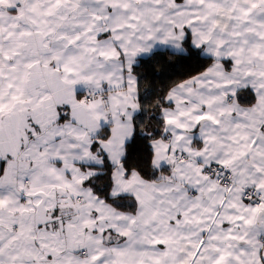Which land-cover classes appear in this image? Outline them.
Returning a JSON list of instances; mask_svg holds the SVG:
<instances>
[{
	"label": "snow or ice",
	"instance_id": "snow-or-ice-1",
	"mask_svg": "<svg viewBox=\"0 0 264 264\" xmlns=\"http://www.w3.org/2000/svg\"><path fill=\"white\" fill-rule=\"evenodd\" d=\"M0 264H264V0H0Z\"/></svg>",
	"mask_w": 264,
	"mask_h": 264
},
{
	"label": "trees",
	"instance_id": "trees-1",
	"mask_svg": "<svg viewBox=\"0 0 264 264\" xmlns=\"http://www.w3.org/2000/svg\"><path fill=\"white\" fill-rule=\"evenodd\" d=\"M184 65H176V67L174 69H166L165 71H171L173 73H176V72H179V71H182L184 69ZM142 72L146 71V74L148 75L149 77V80L152 81L154 80L156 84L159 83V78H154L151 74V70L150 69H141ZM146 86H150V85H146Z\"/></svg>",
	"mask_w": 264,
	"mask_h": 264
}]
</instances>
